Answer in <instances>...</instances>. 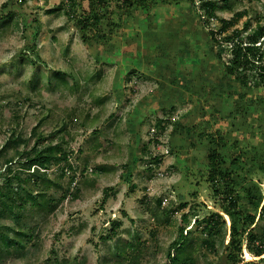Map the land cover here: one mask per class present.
Returning <instances> with one entry per match:
<instances>
[{"label": "rangeland", "instance_id": "rangeland-1", "mask_svg": "<svg viewBox=\"0 0 264 264\" xmlns=\"http://www.w3.org/2000/svg\"><path fill=\"white\" fill-rule=\"evenodd\" d=\"M218 2L206 24L190 0H0V207L22 186L39 194L23 192L19 224L0 216V264H166L183 215L187 230L211 211L225 219L214 248L193 224L180 256L264 264L245 235L243 259L226 258L225 212L227 191L237 209L254 212L252 184L264 200V86L226 75L208 35L237 11L235 27L253 25L264 0ZM61 139L70 165H50L45 179L17 171L19 156ZM214 149L226 171L216 185ZM6 235L24 247H6Z\"/></svg>", "mask_w": 264, "mask_h": 264}, {"label": "trees", "instance_id": "trees-1", "mask_svg": "<svg viewBox=\"0 0 264 264\" xmlns=\"http://www.w3.org/2000/svg\"><path fill=\"white\" fill-rule=\"evenodd\" d=\"M72 1V0H71ZM191 5L194 8L203 11V15L206 16L205 23L207 24L211 17L216 15V11L219 6L218 0H190ZM225 4H228L229 0H223ZM74 4V2H73ZM223 7V6H222ZM243 12H235L231 18H221L220 26L217 29H208V35L210 42L216 48L215 55L218 59L223 60L224 72L229 75L233 80L237 81L242 86L259 87L264 86V11L262 14L257 15L253 25H250V19H246L243 26L240 28L235 27L236 23L242 17ZM35 130V129H34ZM46 136L42 134L38 136V139H45ZM39 143V142H38ZM64 140L53 142L47 141L43 142L40 147L33 152L29 150L24 153V156H19L15 162L18 163L17 171L21 174L22 171H29L33 169L32 172L35 173L39 178L45 179L47 174V169L50 168L52 164L67 163L68 160V150L63 145ZM221 153L216 149L211 150L208 153L210 170L208 173V179L215 183L220 174L224 173L223 167L220 163ZM13 158L6 160V166L4 167L7 172H12ZM13 176L20 178L19 174L13 172ZM252 187V189H250ZM247 188L250 192V202L253 205L254 212L243 210V208L237 209V199L232 197V192H226V199L228 198L229 205L225 207V212L231 215L232 223H230V239L228 248L229 251L226 254L227 259L230 261H236V257L243 259V242L241 236L245 235L246 247L255 256H260L264 254V225L257 227L256 222V212L258 208L260 209L259 217H264V200L261 187L259 184H252ZM217 193H220L219 188H215ZM225 192V190H222ZM23 192L32 195L33 200L37 202V197L39 194H34L25 186L20 187L16 196L10 198H3L1 200L0 216L10 215L16 223H20L21 212L17 211L16 208L21 207V201L23 198ZM20 200V201H19ZM160 203L161 199H157ZM234 209H232V208ZM237 216V217H236ZM187 219V214L183 215L181 224L179 227V235L176 240L171 244V249L168 251V262L166 264H191L189 260L184 259L179 254V249L186 242L188 234L191 232L193 224L202 227L206 232V236L203 239V243L207 248H214L216 245L217 237L222 233V229L225 224V219L222 214L217 211H211L197 216L194 219L193 224L189 226V219ZM114 226L120 225V222H115ZM23 227L22 225H20ZM0 227L9 228V226L3 224ZM116 228L111 229V234L106 237L115 235ZM186 231V232H185ZM185 232V233H184ZM32 236L31 233L26 232L23 228L17 230V237ZM217 235V236H216ZM240 236V237H239ZM105 237V238H106ZM239 237V238H238ZM223 242V240H221ZM4 244L6 247L12 245H17L18 247H24L23 240H18L17 238H10V236H5ZM0 250L2 248L0 247ZM263 258V257H262ZM261 258V259H262ZM246 264H263L261 260L246 261Z\"/></svg>", "mask_w": 264, "mask_h": 264}, {"label": "built area", "instance_id": "built-area-1", "mask_svg": "<svg viewBox=\"0 0 264 264\" xmlns=\"http://www.w3.org/2000/svg\"><path fill=\"white\" fill-rule=\"evenodd\" d=\"M62 1H64L66 4L71 2V0H62Z\"/></svg>", "mask_w": 264, "mask_h": 264}]
</instances>
